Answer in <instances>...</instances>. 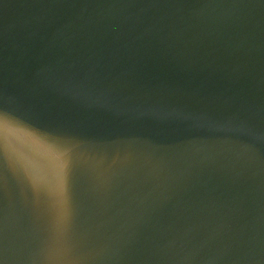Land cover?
I'll list each match as a JSON object with an SVG mask.
<instances>
[{"label": "water", "instance_id": "obj_1", "mask_svg": "<svg viewBox=\"0 0 264 264\" xmlns=\"http://www.w3.org/2000/svg\"><path fill=\"white\" fill-rule=\"evenodd\" d=\"M0 264H264V0H0Z\"/></svg>", "mask_w": 264, "mask_h": 264}]
</instances>
